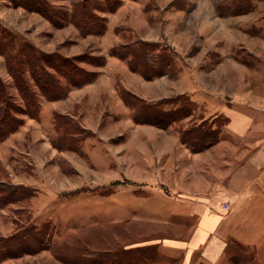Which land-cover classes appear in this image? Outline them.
<instances>
[{
	"label": "rangeland",
	"instance_id": "374dc122",
	"mask_svg": "<svg viewBox=\"0 0 264 264\" xmlns=\"http://www.w3.org/2000/svg\"><path fill=\"white\" fill-rule=\"evenodd\" d=\"M24 1L31 9L21 5ZM31 1L0 0V79L13 104H25L11 68L28 45L51 62L72 60L96 78L72 87L61 100L41 95L39 116L18 114L23 123L0 140V250L22 236L28 242L19 255H11L14 251L3 258L0 251V264H182L180 254L171 258L152 241L184 238L182 219L164 215L168 208H183L184 133L190 132V140L202 133L217 142L228 132L224 116L207 118L197 111L184 122L195 105L175 84L164 90L162 76L177 81L184 68V57L170 39L184 32V9L189 17L202 5L206 13L241 14L263 0ZM36 1L53 11V20L35 10ZM83 7L103 30L78 25L75 15ZM140 40L158 44L172 57L163 75L145 77L130 67L131 55L121 48H134ZM164 56L159 58H169ZM49 62L43 61L46 69L68 85ZM23 72L40 93L29 68ZM133 74L141 80L131 82ZM244 226L234 232L245 234ZM228 242L226 263H261L258 251L243 239Z\"/></svg>",
	"mask_w": 264,
	"mask_h": 264
},
{
	"label": "crops",
	"instance_id": "0c3cea01",
	"mask_svg": "<svg viewBox=\"0 0 264 264\" xmlns=\"http://www.w3.org/2000/svg\"><path fill=\"white\" fill-rule=\"evenodd\" d=\"M199 7L190 17L184 9V32L170 39L184 57L180 78L171 82L166 74L160 83L164 90L175 84L195 105L184 122L197 111L207 118L224 116L228 134L217 142L206 139L208 145L199 150L190 143L201 141L184 135L183 208L164 211L165 218L182 219L184 238L152 243L171 258L180 254L182 264H228V241L236 237L258 251V264H264V0L241 14L206 13L204 5ZM138 79L136 74L130 78ZM131 86L126 88L137 91ZM189 224H194L190 234ZM241 224L245 234H236Z\"/></svg>",
	"mask_w": 264,
	"mask_h": 264
},
{
	"label": "trees",
	"instance_id": "16d2710c",
	"mask_svg": "<svg viewBox=\"0 0 264 264\" xmlns=\"http://www.w3.org/2000/svg\"><path fill=\"white\" fill-rule=\"evenodd\" d=\"M33 3L35 5H38V7L35 8L37 12L43 14L50 20H53V11L49 8L45 9V3H41L40 1H36ZM21 5L28 9H31L32 7V5H30L27 1H24ZM120 5L121 2L116 7H114L111 12H115ZM94 17L95 14L92 13V11L88 10L86 7L80 9L78 12H76L75 15V19L78 25L84 24L85 28H90L89 25H93L94 27H99V29L103 30L104 25L98 24L97 20ZM88 32L92 31L89 30ZM136 43L138 45L136 44L134 48H132L133 46H123L121 48L128 49V52H126V54L131 55L130 67L134 70L141 71V73L145 77L152 78L154 76L163 75V73L167 71V68L170 67L172 63V57H170L168 53L162 54L161 51H159V45L156 43H149L141 40ZM21 55L22 58L19 59V64L12 65L11 70L16 78L20 95L25 104L24 107L14 105L11 100L10 94L7 93L4 82L0 79V140L5 139L11 133L17 131L19 126L23 123L21 119L17 118L18 114H27L32 118H37L39 116V112L41 110V95L45 96L49 101L61 100L68 96L69 91L72 87L90 83L93 79L96 78V73L79 68L76 64L71 62L72 60L68 61L66 59H63V61L66 62L65 65H60V63H56L57 61L51 62V59L48 58H46V60L44 58V54H42L33 45H28L26 51H21ZM163 55H165L166 57L168 56L169 58H159ZM101 59V62H103L104 59ZM43 61H50V67H52L53 71L67 79L68 85H63L54 73L48 71L46 69V66L43 65ZM24 68L25 71L29 68V71L32 74L33 79L35 80L36 85L39 87L41 94L38 93L30 84V82L25 79L23 72ZM188 133L190 132L187 131L186 133H184V135L186 136V134ZM185 136L184 139H186ZM208 137H210V135L205 136L204 134L200 133V135L195 139L204 142L206 141V139H208ZM213 141L214 140H211L210 142ZM204 146L205 145H201L200 147H198L197 145H194L193 148L195 150H199ZM28 234L29 233L27 232V235ZM34 239L39 240L38 237H35ZM26 240L27 239H24V236H22L18 240H13V242H11L10 244L4 245L0 250L4 254L2 257H10V253H14V251L17 253L11 255H19L25 252L27 250L26 248H28V242H26ZM242 248L243 250H245L243 246ZM229 255L231 257L234 256V252H231ZM0 259L2 258L0 257Z\"/></svg>",
	"mask_w": 264,
	"mask_h": 264
},
{
	"label": "bare ground",
	"instance_id": "6f19581e",
	"mask_svg": "<svg viewBox=\"0 0 264 264\" xmlns=\"http://www.w3.org/2000/svg\"><path fill=\"white\" fill-rule=\"evenodd\" d=\"M229 118V117H228Z\"/></svg>",
	"mask_w": 264,
	"mask_h": 264
}]
</instances>
